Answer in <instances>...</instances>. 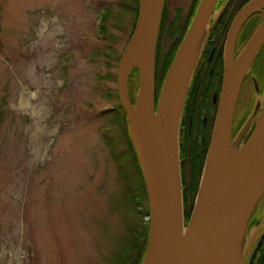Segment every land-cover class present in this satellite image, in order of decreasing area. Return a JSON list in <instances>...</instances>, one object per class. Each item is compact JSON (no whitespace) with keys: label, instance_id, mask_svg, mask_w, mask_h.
<instances>
[{"label":"rangeland","instance_id":"rangeland-1","mask_svg":"<svg viewBox=\"0 0 264 264\" xmlns=\"http://www.w3.org/2000/svg\"><path fill=\"white\" fill-rule=\"evenodd\" d=\"M133 3L0 0V264H123L147 222L122 115L102 114L119 105Z\"/></svg>","mask_w":264,"mask_h":264},{"label":"water","instance_id":"water-1","mask_svg":"<svg viewBox=\"0 0 264 264\" xmlns=\"http://www.w3.org/2000/svg\"><path fill=\"white\" fill-rule=\"evenodd\" d=\"M165 0H139L134 29L120 56L116 83L126 114L128 136L142 171L149 209V230L142 264H243L252 238L244 248L248 222L264 192V108L243 146L230 144L234 108L242 80L264 42V21L233 63L237 34L264 0H251L235 16L226 40L223 85L212 135L188 222L184 223L178 158L180 113L196 56V47L216 0H201L165 74L155 100L154 60ZM138 72L134 103L128 93L132 69ZM174 87V93L172 88ZM145 116V120H143ZM154 135L163 167L145 139Z\"/></svg>","mask_w":264,"mask_h":264},{"label":"flooded vegetation","instance_id":"flooded-vegetation-1","mask_svg":"<svg viewBox=\"0 0 264 264\" xmlns=\"http://www.w3.org/2000/svg\"><path fill=\"white\" fill-rule=\"evenodd\" d=\"M200 1L190 0L186 8L182 10L172 8L171 0H165L156 41L154 60L155 87L157 85V75L159 76L163 72V67L167 60H169L167 72L192 23ZM250 1L216 0L197 44L195 61L186 89L178 125V158L182 188L185 186L183 183L190 180V159L204 154V164L222 91L227 35L235 16ZM183 12H185L184 20L179 21L182 18ZM263 21L264 5L260 8L259 12L249 16L241 26L231 56L233 63L237 61L252 34ZM130 81L131 79L128 78V93L131 94V91L135 92L134 97H136L138 80L134 83ZM161 85L158 88V92L156 93L155 91L156 102ZM131 87L133 88L131 89ZM263 95L264 42L257 49L239 89L231 124V145L237 142L241 130L248 121H250V125L237 143L238 148L243 146L249 138L257 124L259 116H251V111ZM131 102L134 103L133 101ZM256 206L261 209L263 207V214L260 218L252 216L248 222L244 237V248H246L250 238L253 237V239L243 264H264V192ZM133 257H135L134 254Z\"/></svg>","mask_w":264,"mask_h":264},{"label":"trees","instance_id":"trees-1","mask_svg":"<svg viewBox=\"0 0 264 264\" xmlns=\"http://www.w3.org/2000/svg\"><path fill=\"white\" fill-rule=\"evenodd\" d=\"M121 2V0H120ZM138 4H139V0H134L133 3V7L132 9L135 11L136 15H138ZM108 14H103V16L101 17L102 23L105 24L106 20H107ZM102 32H104L102 30ZM169 60H167L165 66L163 67V72H161V74L156 77L157 80V85L155 87V91L156 93L158 92V88L161 85V81L165 75L167 66L169 64L168 62ZM129 79H131V83H134L138 80V72L137 70L134 68L132 69ZM133 87H131L132 89ZM135 93V92H134ZM134 93L131 91V94H129V98L131 99V101L134 102ZM106 111L102 112L103 115L109 113V112H115L118 113L119 115H122V119L124 122V126H125V130H126V134H127V145H128V150L132 153V157H133V161L135 163V173L136 176L138 177V182H137V186L136 189L134 191V193L132 194V198H133V203L135 206V210L138 214V216L140 218H142L143 216H148L149 214V209H148V200H147V194H146V188H145V184H144V179H143V175H142V171L140 169L138 160L136 158V154L135 151L133 149L132 143L129 139L128 136V130H127V121H126V114L125 111L123 110V108L121 107L120 103L117 107L110 109V111L108 110L106 113ZM203 159H204V154L198 156V157H194L190 159V170H191V175H190V180L188 182L185 181V186L184 188H182V202H183V213H184V223L186 224L190 218V214L192 212V208H193V203H194V199H195V195L198 189V185H199V181H200V176H201V170H202V166H203ZM136 231H133L132 233V240L129 242L130 244V253H129V257L124 261L123 264H142V259L145 253V249H146V245H147V237H148V230H149V222H144L141 226V228L135 229ZM132 232V231H131ZM135 255V257L132 260H129L130 256Z\"/></svg>","mask_w":264,"mask_h":264},{"label":"bare ground","instance_id":"bare-ground-1","mask_svg":"<svg viewBox=\"0 0 264 264\" xmlns=\"http://www.w3.org/2000/svg\"><path fill=\"white\" fill-rule=\"evenodd\" d=\"M172 93H174V87L172 88ZM143 120H145V116H143ZM145 139L148 143V146L150 147V149L153 151L154 155H155V161L158 164L159 167H163V158H161V153L164 150L163 147H158L157 143L154 141V135L146 128L145 129Z\"/></svg>","mask_w":264,"mask_h":264},{"label":"built area","instance_id":"built-area-1","mask_svg":"<svg viewBox=\"0 0 264 264\" xmlns=\"http://www.w3.org/2000/svg\"><path fill=\"white\" fill-rule=\"evenodd\" d=\"M149 220V218H148V216L146 217V221H148Z\"/></svg>","mask_w":264,"mask_h":264}]
</instances>
